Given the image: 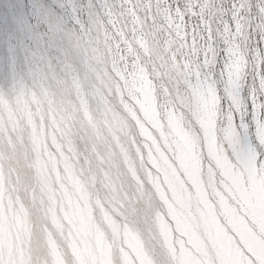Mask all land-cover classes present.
Returning a JSON list of instances; mask_svg holds the SVG:
<instances>
[{
  "label": "clouds",
  "instance_id": "9594fccd",
  "mask_svg": "<svg viewBox=\"0 0 264 264\" xmlns=\"http://www.w3.org/2000/svg\"><path fill=\"white\" fill-rule=\"evenodd\" d=\"M28 13L0 74V264H264V0Z\"/></svg>",
  "mask_w": 264,
  "mask_h": 264
},
{
  "label": "rangeland",
  "instance_id": "374dc122",
  "mask_svg": "<svg viewBox=\"0 0 264 264\" xmlns=\"http://www.w3.org/2000/svg\"><path fill=\"white\" fill-rule=\"evenodd\" d=\"M11 11L5 8V0H0V74L6 71L7 50L4 39L7 32H11L16 39L27 40L29 25L33 22L28 13L29 0H23V6L19 0H11ZM10 21L6 25V22Z\"/></svg>",
  "mask_w": 264,
  "mask_h": 264
}]
</instances>
